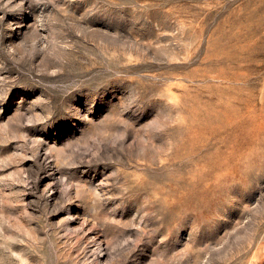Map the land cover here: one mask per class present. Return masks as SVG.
I'll return each mask as SVG.
<instances>
[{"label":"rangeland","instance_id":"obj_1","mask_svg":"<svg viewBox=\"0 0 264 264\" xmlns=\"http://www.w3.org/2000/svg\"><path fill=\"white\" fill-rule=\"evenodd\" d=\"M0 264H264V0H0Z\"/></svg>","mask_w":264,"mask_h":264}]
</instances>
